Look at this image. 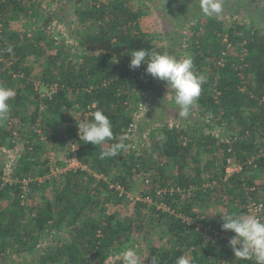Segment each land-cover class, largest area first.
Returning <instances> with one entry per match:
<instances>
[{"label":"trees","instance_id":"16d2710c","mask_svg":"<svg viewBox=\"0 0 264 264\" xmlns=\"http://www.w3.org/2000/svg\"><path fill=\"white\" fill-rule=\"evenodd\" d=\"M46 1L0 0V85L15 92L9 118L0 122V147L19 150L14 177L32 178L23 199L20 185L2 184L6 162L0 158V264H16L20 257H30L25 264H121L110 258L135 245L136 234L151 232L160 235L148 244L142 264H151L153 256L157 264H175L180 256L190 264H219L222 258L254 264L237 259L228 239L215 231H224L222 214H246L247 187L264 188V157L258 168L247 162L257 146L264 147V27L253 20H232L228 27L215 18L197 22L190 49L193 71L205 78L195 103L201 119L167 123L152 133L151 146L136 155L128 128L155 81L145 72L146 64L130 69L127 55L141 48L164 53L144 25L146 13L134 0H74L80 23L75 52L65 42L56 48L58 36H48L62 16L45 7ZM8 46L11 54L5 51ZM224 51L225 62L219 65ZM37 80L42 88H36ZM53 84L57 91L44 96ZM93 103L92 112L100 109L111 121L115 139L97 146L79 139L81 161L127 192L141 175L150 180L143 192L153 196L159 188H184L163 200L214 232L143 201L134 202L135 213L126 216L121 209L126 198L108 181L83 171L48 177L49 144L62 164L70 141L79 137L77 124L91 118L87 112ZM12 118L18 126H9ZM39 120L47 141L36 132ZM121 138L126 149L99 158ZM229 158L243 169L226 178ZM210 182L215 184L206 186ZM214 209L219 212L212 215Z\"/></svg>","mask_w":264,"mask_h":264},{"label":"rangeland","instance_id":"374dc122","mask_svg":"<svg viewBox=\"0 0 264 264\" xmlns=\"http://www.w3.org/2000/svg\"><path fill=\"white\" fill-rule=\"evenodd\" d=\"M137 6L142 8L146 13L144 25L151 35L155 36L162 46L163 52L167 53L178 60L194 55L192 48V35L194 34V27L199 26L197 22L202 21L204 16L197 4V0H134ZM44 6L52 7L58 15L62 16L61 20H55L49 37L58 36L59 41L56 48H59L62 42H65L67 47H72L76 52L79 49L76 29L80 26L79 21L75 15L74 0H47ZM42 12L45 14V7ZM215 19L223 22L224 27H228L232 20H240L241 22L249 23L255 21L258 26L264 27V0H224V11ZM21 26V25H20ZM24 28H28L27 24ZM205 30H201V35ZM199 34V35H200ZM155 87L147 91L143 99L138 104V109L141 107V116L138 120V128L135 135L137 145L143 142L153 143L155 137L152 133L158 132L166 125H181L188 124L191 120L201 119L199 117V107L194 105L187 118H181L178 115V108L174 103V97L166 87L165 82L155 79ZM137 109V110H138ZM185 121V122H184ZM157 136V135H156ZM18 149H13L9 146L0 147V158L5 161L8 158H18ZM208 155H203L202 159H206ZM144 176H137L133 182V189L131 194H136L141 189H148L150 185L143 178ZM121 209L124 215L132 216L135 213V207L132 202H123ZM203 214L206 211L202 210ZM218 209L211 210V214L218 213ZM160 234L151 232L149 235L143 233L136 234L135 245L130 246L135 248L141 259L147 258V247L152 241H158L157 237ZM119 256V255H118ZM28 259V260H27ZM17 258L16 264H25L29 261L28 258ZM120 261V257L114 256V260ZM144 262V261H143ZM142 262V263H143Z\"/></svg>","mask_w":264,"mask_h":264},{"label":"clouds","instance_id":"9594fccd","mask_svg":"<svg viewBox=\"0 0 264 264\" xmlns=\"http://www.w3.org/2000/svg\"><path fill=\"white\" fill-rule=\"evenodd\" d=\"M193 2V0H192ZM200 12L208 18H216L224 11V0H197ZM5 51L9 54L13 48L8 46ZM129 68L137 69L146 64L145 72L151 77L165 82L169 92L174 97L181 118L189 116L191 108L198 101L203 76L193 71V60L190 56L178 60L175 57L156 50H132ZM15 92L11 88L0 85V122L9 118L11 105L9 101L14 98ZM80 141L93 146L103 145L115 139L112 124L102 110L97 109L91 113V118L77 124ZM123 138L112 144L107 150L101 151L99 158H112L126 149ZM222 230L231 231L234 235L229 240L234 255L237 259L251 260L254 264H264V219L256 215L247 214H222ZM121 264H142L145 260L135 248H126L119 254ZM158 258L151 257V264H157ZM175 264H190L187 256H180Z\"/></svg>","mask_w":264,"mask_h":264},{"label":"built area","instance_id":"2783aa9c","mask_svg":"<svg viewBox=\"0 0 264 264\" xmlns=\"http://www.w3.org/2000/svg\"><path fill=\"white\" fill-rule=\"evenodd\" d=\"M2 30V23L0 21V33ZM31 33H29L30 35ZM58 40V37H55ZM227 36L224 37V41L227 42ZM231 47V44L228 43V48ZM226 52H223V57L218 61L219 65H223L225 62V56ZM44 86L43 82L41 80H37L36 81V88H42ZM58 85L57 84H53L43 95L44 96H49L52 97V95L57 91ZM97 106L96 103H93L92 105H90L88 107V112L87 115H89V113L92 112V109L95 108ZM141 107H139V109L135 112L134 115V120L133 122L130 124L129 128H128V141H129V145L136 151V155H140L141 153H143L145 151V149L149 148L151 146V142H143L140 143V145L136 144L135 141V135L137 132V128H138V120L141 116ZM9 126L14 127V126H18L19 125V121L12 118L10 119V121L8 122ZM40 125V120L38 122V128H36V132L41 136V141H47L46 136L42 133L41 128H39ZM14 135L16 136L14 139V142H18V136H19V131L15 130L14 131ZM79 136V135H78ZM79 137H77L74 140H71L67 149V153H65V155L61 158L63 163L59 164L58 162V152L57 150H55L53 148V146L51 144L50 145V149H49V154H48V166H49V174L48 177L50 176H59L63 173L66 172H78V171H83L86 172L88 174H90L91 176L97 178V179H103L105 181H108L110 183V188H114L119 192V196L120 197H125L126 201H130L132 203L134 202H139V201H143V202H147L149 204H154L158 210H163V211H167L170 212L171 214H175L176 216L180 217L183 219L184 222H186L187 224L191 225V224H195L197 228H204V230L206 232H210V231H215V229L211 228V225L209 226H205L203 223L196 221L193 217L186 215L183 212H178L175 209H172V207H170V205L168 203H166L163 200V197H165V195L167 194H171L173 195L174 192H180L183 191V189L181 188H176L174 186L171 187H164V188H159L156 191V195L153 196L150 194V192L146 193L143 192L144 189H141L139 191V193L137 192L136 194H131L130 192H127V190L125 189V187L120 184V183H112L109 181L108 177L105 176L102 173H99L95 170H93L91 168V166L87 163H84L83 161H81L80 157H79V148H80V144H79ZM227 141H229V139H227ZM13 150V148H12ZM261 157H264V147H261L260 145L257 146L256 152L253 155H250L248 157V164H250L251 166H253L254 168H258L259 165V159ZM6 168H5V173L2 175L1 179H2V184H18L21 187V197L23 199L26 198L27 192H28V188H29V183L31 182L32 178H24V179H20L18 177H14L13 174V166L16 164V160H14V158H8L6 161ZM243 169V164L234 160L233 158H229L228 159V166H227V176L226 178H228L229 176H231L234 173L237 172H241ZM44 178H39L38 180L42 181ZM146 182L150 183L149 179H146ZM215 184V182H210L207 183L206 186H213ZM146 193V195L144 194ZM245 193H246V203H245V213L247 215H256L262 219H264V188L262 186H259L257 184H253L250 187H247V191L245 189ZM155 197H157L155 199ZM215 233L220 236V237H225L228 239V241L230 240V238L232 236H228L224 231H215ZM117 258H119V256H116ZM110 260H114V257H111ZM113 262V261H112ZM219 264H235L234 261L229 260L227 258H222L220 260H218Z\"/></svg>","mask_w":264,"mask_h":264}]
</instances>
